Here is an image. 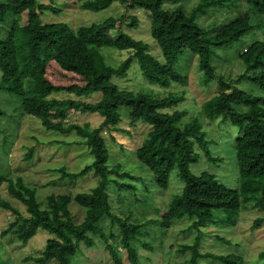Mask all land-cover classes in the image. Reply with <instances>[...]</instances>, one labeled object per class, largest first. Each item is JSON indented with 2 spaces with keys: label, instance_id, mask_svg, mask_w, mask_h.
<instances>
[{
  "label": "trees",
  "instance_id": "1",
  "mask_svg": "<svg viewBox=\"0 0 264 264\" xmlns=\"http://www.w3.org/2000/svg\"><path fill=\"white\" fill-rule=\"evenodd\" d=\"M186 1L75 0L80 10L98 12L116 2L148 13L150 36L163 58L160 63L149 53L146 43L123 32L124 25L137 28L134 17H129L127 24L124 16L109 17L72 30L64 23L44 22V13H59L51 5L37 0H0V91L20 97L23 114L36 120L44 132L74 135L73 144L85 145L92 158L78 172L54 169L56 181L67 185V190L50 194L44 201L36 197L35 182L26 183L19 171L0 173V187L5 184L9 197L5 199L0 194V209L9 210L14 216L2 235L12 234L22 245L38 231L49 235L43 250L33 258L34 264H72L79 249L95 246V238L104 245L108 264H141L137 244L151 249L146 239L150 234L143 233L142 228L150 222L166 231L184 221L189 223L187 229L194 237L192 242L180 244L177 253H187L188 264H250L242 254L204 253L202 241L210 227L235 228L239 215L247 210L256 212L251 230L262 229L264 235V98L237 88L240 82L247 81L264 91V40L251 42L239 53L242 71L232 82L217 76L211 62L217 49H226L242 41L257 26H264V0H197L189 10L183 7ZM166 4L175 8L168 10ZM214 10L237 13L233 19L203 28L197 18ZM253 21L258 24L253 25ZM111 31L117 35L115 38ZM122 51L127 57L111 65L114 63L109 54L120 57ZM184 51L197 57L203 83L217 82V92L197 108L200 118L238 129L233 146L238 190L225 187L208 172L195 175L190 171V165L202 156L212 162L219 159L211 156L199 121L182 122L186 113L171 110L184 101V91L159 97L142 90L121 89L111 81L113 77H125L136 61L141 75L150 83L183 86L186 78L174 67ZM60 94L65 98L55 97ZM68 111L97 114L101 122L96 128L87 122L67 123ZM121 111L132 128L138 122L149 126L141 143L129 147H135V159L152 173L158 190L167 189L173 170L183 183L180 193L170 200L165 211L155 214L159 218L154 221L135 222L130 215L120 219L111 210L109 185L114 184L115 192L126 191V181L133 179L119 165L109 168L108 152L100 136L108 129L117 130ZM33 155L34 148L27 149L24 160ZM42 162V158L33 161V166ZM34 174L39 177V172ZM10 199L24 207L25 215L11 205ZM71 205L83 213L80 222L74 220ZM103 218L116 225L117 245L108 243L114 238L112 231L105 234L98 225ZM215 237L230 244L223 236ZM252 264H264V248Z\"/></svg>",
  "mask_w": 264,
  "mask_h": 264
},
{
  "label": "rangeland",
  "instance_id": "2",
  "mask_svg": "<svg viewBox=\"0 0 264 264\" xmlns=\"http://www.w3.org/2000/svg\"><path fill=\"white\" fill-rule=\"evenodd\" d=\"M37 1L45 5H51L56 10H59L58 14L44 13L42 19L45 23H64L72 30L101 23L109 17L118 18L124 16L127 19L125 24H127L130 22L129 17H134L138 23L137 28L131 29L124 25L122 28L123 32L135 40L146 43L149 53L160 63H163L160 51L149 33L150 18L148 13L141 9H127L114 2L104 10L92 12L80 10L75 0ZM196 1H186L183 4L184 9H191ZM164 6L168 10L175 8L171 4ZM236 13L214 10L211 13H207V16H199L197 21L204 28L212 23H222L233 19ZM253 20L255 21L256 19ZM254 21L252 22L253 25L258 24V22ZM110 35L113 38L117 36L113 31L110 32ZM255 40H264V26H257L253 31L245 35L242 41L234 43L226 49H217V56L213 57L211 62L215 74L221 76L225 82L235 80L242 71L238 55ZM125 53L123 51L120 52V57L117 53H110L109 56L112 57V62L114 63L111 65H117L124 60L127 57ZM174 68L180 76L186 78L183 86L170 83L167 87H160L150 83L141 75L136 61H133L125 77H113L111 81L121 89L142 90L159 97L177 92L179 94V92L184 91V101L173 106L171 110H181L186 113L182 122L192 119L199 121L201 129L205 132L206 139L209 141L211 156L219 159L218 162H212L202 156V158L190 165V171L195 175L204 171L208 172L214 175L216 180L225 187L238 190L239 177L233 147L238 129L228 123L220 125L218 121L210 122L207 119L200 118V109L197 112V108L217 92V82L211 81L207 84L202 82V72L199 69L197 57L192 56L187 51L179 55V60ZM237 88L264 98V91L247 81L240 82ZM55 97L57 99L65 98L61 94L55 95ZM0 110L2 111L0 115V173L4 174L7 171L12 173L15 170L16 172L19 171L26 183L30 182L29 180L34 181L36 197L39 201H44L45 197L50 194L66 193L67 189L65 187L67 185H62L56 181L57 175L54 174L53 170L62 167L70 172H78L85 165H89L92 158L87 154L85 145L73 144L74 135L62 136L53 132H44L36 120L23 114L21 98L18 96L0 91ZM123 110L125 111L124 108ZM121 113L122 117L116 126L117 130L111 131L108 129L103 131L100 136L108 152L107 165L109 168L119 165L122 172L124 171L129 176H132L133 179L126 181V186L129 188L126 191L115 192L117 190L114 184L109 185L108 193L110 195L111 210L120 219L130 215L131 221L140 223L154 221L159 218L155 214L159 210L161 211L160 213L165 211L170 200L180 193L183 183L175 170H173L169 175L167 189L164 191L158 190L153 182L152 173L135 159V147H129L132 143L139 141L141 143L143 140L142 134L148 131L149 126L138 122L132 128V126L127 124L128 121L124 116V112L121 111ZM67 116L65 122L78 125H82V122H87L91 128L98 127L101 122V118L97 114H78L77 112L68 111ZM4 137L6 141H4ZM119 145H123V148H120ZM29 148H34L33 158L24 160L26 151ZM40 158H42L43 162L35 163L33 166V161H38ZM28 165L30 166L27 168L26 166ZM31 166L33 170L30 169ZM36 172H39V177L34 174ZM88 177H90V174ZM0 194L2 198L9 199L6 194L5 184L1 185ZM10 203L14 208H17L20 214L25 215L23 206L17 204L13 199H10ZM70 211L74 220L80 222L83 217L81 210L71 205ZM255 217V211L247 210L239 215L235 228L219 229L210 227L209 233L205 235L202 241V251L212 254H242L245 262L254 263L258 258V254L264 248L262 229L259 231L251 230ZM12 221H14L13 214L9 210L0 209V264H34L33 258L39 254L49 235L38 231L25 245H22L16 236L10 233L2 235V232ZM188 224L186 221L180 222L165 231L159 230L156 224L148 222L141 231L150 234V237L146 239L149 241L148 244L151 249L142 248L139 244L136 246L141 264H188L189 255L187 253L184 255L177 253L180 244L190 243L193 240L194 234L188 231ZM98 225L105 234H108V230L112 231L114 238H110L108 243L117 245L118 233L116 225L112 226L111 222L106 218H103ZM216 235L223 236L229 240L230 244L217 240ZM140 240H145V237H140ZM94 242L95 246L92 248L82 247L79 249L76 257L72 260V264H108L107 254L105 255L103 251L104 245L98 238H95ZM117 249L119 250V247ZM121 254L122 258H124L123 252Z\"/></svg>",
  "mask_w": 264,
  "mask_h": 264
}]
</instances>
